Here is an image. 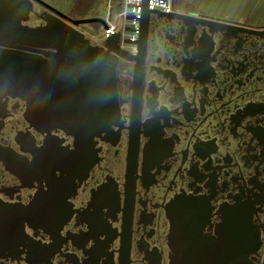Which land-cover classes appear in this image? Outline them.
<instances>
[{
	"label": "flooded vegetation",
	"instance_id": "af4514ba",
	"mask_svg": "<svg viewBox=\"0 0 264 264\" xmlns=\"http://www.w3.org/2000/svg\"><path fill=\"white\" fill-rule=\"evenodd\" d=\"M31 1L25 25L55 15ZM171 14L110 53L118 116L88 154L0 90V264H264V19Z\"/></svg>",
	"mask_w": 264,
	"mask_h": 264
},
{
	"label": "water",
	"instance_id": "95a60500",
	"mask_svg": "<svg viewBox=\"0 0 264 264\" xmlns=\"http://www.w3.org/2000/svg\"><path fill=\"white\" fill-rule=\"evenodd\" d=\"M34 1L55 15L44 17V25L30 27L24 23L30 19L31 0H0V42L5 47L19 45V48L28 50L50 49L53 52L49 60H44L0 49V90L27 101V120L32 125L64 130L74 137L75 145L88 154L93 138L109 128L118 116L117 61L110 53H126L120 45V34L106 39L100 47L77 27L98 23L106 29L105 20L74 19L41 0ZM147 3L148 0L140 20V36L135 43L139 50L151 17L173 15L150 11ZM37 90L48 93L51 102L49 118L35 115V107L40 101L36 98ZM9 218L8 214L0 215L1 233H8L9 227L14 226ZM209 256V261L196 264L225 263L213 260L215 253ZM229 264L235 263L231 261Z\"/></svg>",
	"mask_w": 264,
	"mask_h": 264
},
{
	"label": "rangeland",
	"instance_id": "374dc122",
	"mask_svg": "<svg viewBox=\"0 0 264 264\" xmlns=\"http://www.w3.org/2000/svg\"><path fill=\"white\" fill-rule=\"evenodd\" d=\"M47 6L67 15L73 16L78 11L86 14V18H99L106 21L109 8L108 0H41ZM120 0L112 1L113 23L121 24V12L118 7ZM175 6L179 9H190L192 11H202L209 14L223 13L234 16L244 21L264 19V0H175ZM76 14V15H77ZM78 16V15H77ZM80 31L92 43L103 45L104 27L101 24H84L79 26Z\"/></svg>",
	"mask_w": 264,
	"mask_h": 264
},
{
	"label": "built area",
	"instance_id": "2783aa9c",
	"mask_svg": "<svg viewBox=\"0 0 264 264\" xmlns=\"http://www.w3.org/2000/svg\"><path fill=\"white\" fill-rule=\"evenodd\" d=\"M146 0H121L120 2V17L121 24L113 23L112 16V0H108L109 13L106 19L107 28L104 29L103 36L106 39L120 34L121 48L131 52H137L136 41L140 36L141 17L144 11ZM175 0H148L147 7L150 11H159L161 13L170 14L174 12ZM154 16V15H153ZM132 29V31H127ZM130 41L129 43H126Z\"/></svg>",
	"mask_w": 264,
	"mask_h": 264
},
{
	"label": "trees",
	"instance_id": "16d2710c",
	"mask_svg": "<svg viewBox=\"0 0 264 264\" xmlns=\"http://www.w3.org/2000/svg\"><path fill=\"white\" fill-rule=\"evenodd\" d=\"M113 1V0H112ZM120 2H121V0H120ZM175 2V1H174ZM118 7H120V4H119V6ZM77 13H73L72 15L73 16H70L71 18H74V19H85L86 17H87V15L86 14H81L79 11H78V16L76 15Z\"/></svg>",
	"mask_w": 264,
	"mask_h": 264
}]
</instances>
